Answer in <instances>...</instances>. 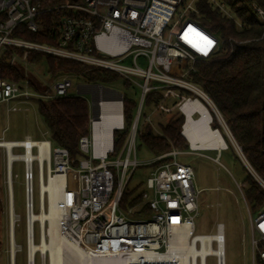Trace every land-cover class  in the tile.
I'll use <instances>...</instances> for the list:
<instances>
[{
    "label": "built area",
    "instance_id": "1",
    "mask_svg": "<svg viewBox=\"0 0 264 264\" xmlns=\"http://www.w3.org/2000/svg\"><path fill=\"white\" fill-rule=\"evenodd\" d=\"M179 2L180 0H66L63 4L41 9L39 1L0 0V51L6 47L22 49L21 55H11L8 60L10 66H26L29 52L40 51L117 72L130 85L140 89L134 118L118 153L113 154V131L125 128L123 94L121 93L120 98L112 88L84 86L85 90H90L96 97L98 107V114L95 116L88 100L89 133L81 136L78 141L79 150L84 156L74 161L70 159L66 148L53 146L47 140L49 159L44 158L41 162L36 157L33 160L37 163L39 179L40 173L43 179L44 174L47 179L50 175L64 176V184L60 189L62 212L58 228L66 238L83 250L87 264H182L178 259L168 260L163 256L168 249L170 235L186 232L189 237L197 235L194 234V220L198 213L200 189L196 185L192 166L177 159L180 154L197 151L190 143L188 151L172 148L151 161L171 158L153 168L144 188L139 192L142 203L150 209L149 215L133 216L132 206L122 209L119 204L129 176L136 167L148 163L136 158V137L141 125L145 95L152 90L162 92V99L152 108L151 114L156 111L179 110L184 114L186 122L187 114L182 109V104L191 98H201L194 88L203 91L187 81L185 76L189 71L195 70L196 61L211 59L221 52V40L219 49L206 58L200 57L195 50L179 40L176 30L182 29L186 21L199 23L190 17V13L195 11L194 0H189L180 11ZM252 6L257 12V19L264 23V11L255 4ZM63 9L70 10L71 13L60 16L56 23L59 35L56 44L13 35L19 25L37 32L40 28L37 22L40 13ZM173 20L167 30L168 36L165 37L164 32ZM217 35L220 39L218 33ZM139 56L146 59V67L137 63ZM128 58L131 63L125 64L123 61ZM184 62L187 66L181 68ZM71 86L72 81L68 75L56 77L43 91L33 89L28 78L17 82L3 79L0 75V104L7 105L8 112L25 111L27 109H23L22 103H28L31 99L69 96ZM182 90H188L196 97ZM207 98L210 100L208 96ZM115 102L119 104L120 117L111 127L110 138L105 140L106 143L96 140V121L101 116L102 103ZM211 103L213 107H209L219 116L215 105L212 101ZM195 114L193 112L191 116ZM149 117L150 114H146V123H150ZM26 139L31 138L27 136L23 140ZM11 143V151L22 147L26 152L27 146L22 144V140ZM103 144L106 145L105 149L98 151ZM30 149L32 152L35 149V156L39 154L38 145L33 144ZM235 151L249 173L264 189V179L252 169L238 145L235 146ZM215 161L221 165L218 158ZM24 166L28 211L33 210V174L32 166L29 172L26 162ZM236 185L248 213L251 264H257V259L260 264H264V209L253 217L243 192L246 183L236 182ZM219 231L225 242L224 226L220 222L216 224L215 233ZM195 244L201 248L199 239ZM213 244L218 247L217 240H212L211 246ZM214 256L216 264H225V249L221 256ZM42 259V264H45L44 258ZM28 264L34 263L28 261ZM195 264H202L200 255L196 257Z\"/></svg>",
    "mask_w": 264,
    "mask_h": 264
},
{
    "label": "trees",
    "instance_id": "2",
    "mask_svg": "<svg viewBox=\"0 0 264 264\" xmlns=\"http://www.w3.org/2000/svg\"><path fill=\"white\" fill-rule=\"evenodd\" d=\"M38 1L41 3L40 8L44 9L63 4L66 0H34V2ZM188 1L180 0L178 11ZM252 4L264 11V0H194L195 11L190 13V17L202 26L188 20L184 27L176 32L179 40L195 50L202 58H205L206 54L200 49L204 48L205 42L200 36L206 37L213 42L214 48L219 49L220 39L217 33L219 34L222 40L221 52L211 59L196 61L195 70L189 71L185 79L210 98L235 142L241 148L243 156L252 169L264 179V23L257 19V12ZM70 13L71 11L66 9L42 12L37 17L40 25L37 32H31L24 25H19L13 31V35L41 43L56 44L59 36L56 23L60 16ZM13 53L21 55L22 49L6 47L0 51V75L3 79L19 82L28 77L20 66L8 64ZM42 60L46 63L47 73L51 79L73 74L81 76L85 83L107 85L122 78L111 70L40 51H30L27 56L29 65H36ZM186 66V62L181 64V68ZM29 82L33 89L45 90L37 89L31 80ZM124 85L130 87V83L126 80ZM182 91L196 97L188 90ZM161 99L162 92L152 90L145 95L144 107L150 110ZM35 100L38 113L46 126L47 140L51 145L66 148L70 159L74 161L84 156L79 150L78 141L81 136L89 133L88 99L83 95L71 94L66 97ZM137 104L138 99L123 94L125 128L113 131V154L118 153L122 147ZM146 114L143 111L141 118H145ZM211 114V127L220 130L227 143L226 149H231L235 157L241 161L223 133L217 118L213 113ZM184 120V114L175 110L166 123L158 121L160 131L155 132L150 123L144 124L143 119L136 140L139 138L153 152L154 157L172 148L188 151V141L181 134ZM170 159L164 157L152 164L156 167ZM247 172L243 192L250 208L256 210L264 206V189L248 170ZM119 204L122 209L132 206L133 216L150 214L148 205L141 201L140 193L127 188L124 189ZM23 248L26 250L25 245ZM36 254L37 252L34 258ZM257 264H260L258 259Z\"/></svg>",
    "mask_w": 264,
    "mask_h": 264
},
{
    "label": "rangeland",
    "instance_id": "3",
    "mask_svg": "<svg viewBox=\"0 0 264 264\" xmlns=\"http://www.w3.org/2000/svg\"><path fill=\"white\" fill-rule=\"evenodd\" d=\"M173 22L174 20L166 28L164 32L165 37L168 36L167 30ZM170 39H173V36H170ZM204 48L206 49L204 53L208 55L214 48L213 42L210 47L204 43ZM123 62L125 64H130L131 59L128 58ZM137 63L142 67H146V59L143 56L137 58ZM25 65L26 66H21V69L37 89H45L48 85H51L54 82V79H51L48 76L47 66L44 60L36 65ZM68 77L72 81V86L69 88L68 92L70 94H76L77 86L84 83V79L81 76L73 74L68 75ZM136 78L139 82L141 81L140 78ZM105 86L115 89L132 98L139 99L140 97V89L135 85H130V87L125 86L122 78L116 82L107 85L105 84ZM85 96L86 98H90V94L88 93L85 94ZM202 102L206 104L204 101ZM21 106L23 109L26 107L27 110L8 112L7 105L0 104V139L20 141L25 137L30 136L34 140H47L46 126L38 113L37 101L33 99L30 103H22ZM144 112L150 114V124L155 132L160 131L158 121L166 123L174 114V112L162 111H156L151 114L150 110L145 107ZM210 112L213 113L212 110ZM197 116L198 113L194 115V118ZM143 119L144 118L142 117L141 121H143ZM144 124H146V121H144ZM221 129L225 135L226 133L227 135L229 134L227 131L225 133L223 127ZM227 135L226 137L228 139ZM228 141L230 142L229 139ZM226 148L222 149L220 153H218L219 150L216 149H198L200 150L198 152H201L202 154L189 152L178 155L177 159L192 166L196 185L200 189L198 213L194 220V234H214L216 232V223L221 222L224 226L225 236V264H251L248 213L245 201L236 185V182L243 183L245 181L248 172L242 162L235 157L232 150ZM13 152L23 153L24 150L22 147H17L13 149ZM33 153L36 154L35 149L33 150ZM209 157H217L221 165ZM136 158L141 162H148L147 164H142L136 167L133 173L129 176L126 184L128 190H133L135 193H138L144 188L146 179L154 168V165L151 163L154 159V154L140 141L139 138L136 140ZM7 173L6 149L0 146V264H11L10 254L12 247L9 236L10 193ZM32 174L33 211L37 213L40 209V199L39 173L36 161H33L32 163ZM11 177L13 192L12 205L14 213L17 216L16 224L14 226V264H28L27 195L25 190V166L22 160L13 161L11 166ZM44 180H47L45 174ZM44 205L47 208V194H45L44 197ZM262 209H264V206L256 210L251 209V215L253 217L256 216ZM43 231L48 243V223ZM33 234L34 242L36 244L39 243L41 227L38 221H34ZM24 245L26 250L23 248ZM214 246L215 245L213 244V247ZM35 252H37V254L34 258V264H42L41 252L38 250ZM67 253V259H65L67 264H79L78 260H68L71 254L68 251ZM44 260L45 264H49L48 251L45 252ZM197 261L199 262V259H197ZM205 264H216L215 256L211 254L207 255L205 258Z\"/></svg>",
    "mask_w": 264,
    "mask_h": 264
},
{
    "label": "bare ground",
    "instance_id": "4",
    "mask_svg": "<svg viewBox=\"0 0 264 264\" xmlns=\"http://www.w3.org/2000/svg\"><path fill=\"white\" fill-rule=\"evenodd\" d=\"M218 49L215 47L211 52L204 56L205 58L213 54ZM195 89V92L200 99L206 101V104L202 102L199 98H191L182 104V109L187 114V121L183 127V135L189 141L192 148L194 149H208V150H219L225 149L227 143L223 138L219 129H214L211 127L212 114L209 105H212L211 101L207 96L200 90ZM119 104L115 103H102L101 106V116L96 121V140L100 139L106 143V139L110 138L111 127L118 121L119 115ZM198 113L196 118L191 116V113ZM225 130L229 133V130L222 121ZM229 138L234 142L230 133L228 134ZM12 141L3 140L0 141V146H3L6 149L7 153V163H10V170L8 174V183H9V224L10 229H12V238L11 241V253L15 254V243H14V226L17 220V216L14 213L12 200L13 192L11 185V165L15 160H22L26 162L28 172L31 170L32 162L34 158H38L41 162L44 158L49 159V144L47 140H33L26 139L22 140V144L27 146L26 152L23 153H14L11 151ZM36 144L39 146V154H35L31 151L30 146ZM106 145L99 147L98 151H103ZM39 199H40V209L37 213L33 210L28 209V227H27V241L29 256L28 259L31 263H34L35 251H40L41 255L45 252H49V264H67V251L71 254L68 260H78L79 264H87L85 259V253L77 244L68 238H66L58 228V220L60 218L62 210L60 209V189L64 184V176L56 174L54 176L50 175L45 181L43 175L40 173L39 179ZM33 181V180H32ZM45 194L48 196V206L47 208L44 205ZM29 197V195H28ZM34 221H38L41 227V237L40 242L35 243L33 240V225ZM48 223V237L49 242L47 243L44 233V228ZM43 231V233H42ZM222 232L214 234H202V235H193L189 237V233H173L170 235V242L167 251L163 256L168 260L178 259L182 264H192L196 263V257L198 255L202 258V264H205V255L207 253L220 255L223 253L224 249V240L222 239ZM193 238V239H192ZM199 239L201 242V248L196 246L195 241ZM217 240L218 247L211 246V241ZM43 258V257H42ZM43 260V259H42ZM162 260V259H160ZM14 264V256L13 262Z\"/></svg>",
    "mask_w": 264,
    "mask_h": 264
},
{
    "label": "water",
    "instance_id": "5",
    "mask_svg": "<svg viewBox=\"0 0 264 264\" xmlns=\"http://www.w3.org/2000/svg\"><path fill=\"white\" fill-rule=\"evenodd\" d=\"M84 86H100V87H103V88H109V89H111L110 87H108V86H105V85H102V84H99V83H84V84H79L78 86H77V93L79 94V95H85V94H90V103H91V108H92V111H93V114L96 116L97 114H98V107H97V104H96V102H97V99H96V97L93 95V93L90 91V90H85L83 87ZM80 88H83V89H80ZM115 90V89H114ZM117 93H118V95H119V97L121 98V93L120 92H118L117 90H115ZM210 109L212 110V112L214 113V115H215V117L217 118V120L219 121V123H220V125L223 127V129H224V131H225V133H226V130H225V128H224V126H223V124H222V121L224 122V120H223V118L221 117V115H220V113H219V116L215 113V111L210 107ZM185 123V122H184ZM224 124H225V122H224ZM183 126H184V124L182 125V128H183ZM225 126L227 127V125L225 124ZM227 129H228V127H227ZM229 130V129H228ZM229 133H230V131H229ZM181 134L183 135V133L181 132ZM226 135H227V133H226ZM230 135H231V133H230ZM184 136V135H183ZM228 136V135H227ZM232 136V135H231ZM185 137V136H184ZM228 139L230 140V143L232 144V146L234 147V149H235V146L237 145V143L235 142V140H234V138H233V136H232V139L234 140V142L229 138V136H228ZM239 155V154H238ZM7 170H8V173H9V170H10V163L8 162L7 163ZM28 215H27V227H28ZM12 229H10V232H9V236H10V238H12ZM27 236H28V233H27ZM11 256H10V259H11V264H12V262H13V256L14 255H12V253L10 254ZM27 256H29V249H28V247H27ZM43 258H44V254H42L41 255ZM28 261H29V259H28ZM30 262V261H29ZM32 262V261H31Z\"/></svg>",
    "mask_w": 264,
    "mask_h": 264
},
{
    "label": "crops",
    "instance_id": "6",
    "mask_svg": "<svg viewBox=\"0 0 264 264\" xmlns=\"http://www.w3.org/2000/svg\"><path fill=\"white\" fill-rule=\"evenodd\" d=\"M20 66V68H21V66H24V65H19ZM59 77V76H58ZM77 89V88H76ZM76 94H78V93H76ZM85 98H86V96L85 95H83ZM86 99H88V100H90V98H86ZM31 101H33V99H31L28 103H30ZM169 101V100H168ZM24 108H26V107H24ZM27 109V108H26ZM26 111V110H25ZM144 111V110H143ZM150 111H152V109H150ZM154 113V112H153ZM194 117V116H193ZM28 137H30V136H28ZM31 138V137H30ZM32 139V138H31ZM0 140H5V139H0ZM34 140V139H33ZM187 140V139H186ZM7 141H9V140H7ZM10 141H15V140H10ZM188 141V140H187ZM189 142V141H188ZM190 149V148H189ZM205 150H208V149H205ZM198 151H200V150H198L197 149V151H193V152H196V153H199V154H202L201 152H198ZM221 151H218V153H220ZM208 157V156H207ZM209 158H212V157H209ZM215 158H217V157H214V158H212L214 161H215ZM221 223V222H220ZM217 224V223H216Z\"/></svg>",
    "mask_w": 264,
    "mask_h": 264
},
{
    "label": "snow or ice",
    "instance_id": "7",
    "mask_svg": "<svg viewBox=\"0 0 264 264\" xmlns=\"http://www.w3.org/2000/svg\"><path fill=\"white\" fill-rule=\"evenodd\" d=\"M197 35L199 36V33H197ZM200 39L202 40V41H204L205 42V44L207 45V46H211V41L210 40H208L206 37H203V36H200ZM201 51H206V49L205 48H201L200 49Z\"/></svg>",
    "mask_w": 264,
    "mask_h": 264
}]
</instances>
